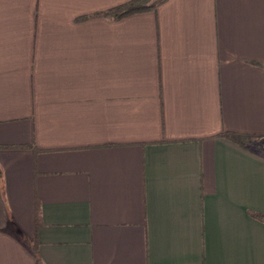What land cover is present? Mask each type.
Returning a JSON list of instances; mask_svg holds the SVG:
<instances>
[{
  "label": "crops",
  "instance_id": "0c3cea01",
  "mask_svg": "<svg viewBox=\"0 0 264 264\" xmlns=\"http://www.w3.org/2000/svg\"><path fill=\"white\" fill-rule=\"evenodd\" d=\"M127 1L0 0V264H264V0Z\"/></svg>",
  "mask_w": 264,
  "mask_h": 264
},
{
  "label": "trees",
  "instance_id": "16d2710c",
  "mask_svg": "<svg viewBox=\"0 0 264 264\" xmlns=\"http://www.w3.org/2000/svg\"><path fill=\"white\" fill-rule=\"evenodd\" d=\"M164 0H130L125 3L119 4L114 6L110 9H107L100 13H95L93 15L107 17L112 20H119L125 16L135 14V13H142L151 10H155L157 6L162 3ZM89 16H84L82 19H85ZM219 137H223L239 147L257 155L259 157L264 158V135L261 134H251V133H240V132H231L225 131L218 134ZM2 148H11L14 146H0ZM32 149L33 146H31ZM2 186V177H1V170H0V187ZM250 215L255 217L259 220H264V215L250 212ZM40 211L37 208L35 210V225L36 228L40 224ZM29 244L32 247V252L34 255H37V247H36V236L32 239L28 240ZM37 264H40L39 260L36 261Z\"/></svg>",
  "mask_w": 264,
  "mask_h": 264
}]
</instances>
